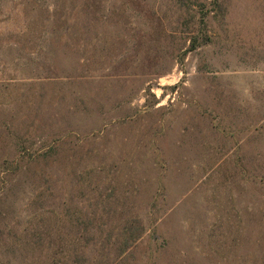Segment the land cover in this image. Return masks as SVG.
I'll return each instance as SVG.
<instances>
[{"label":"rangeland","instance_id":"obj_1","mask_svg":"<svg viewBox=\"0 0 264 264\" xmlns=\"http://www.w3.org/2000/svg\"><path fill=\"white\" fill-rule=\"evenodd\" d=\"M0 264H264V0H0Z\"/></svg>","mask_w":264,"mask_h":264},{"label":"trees","instance_id":"obj_2","mask_svg":"<svg viewBox=\"0 0 264 264\" xmlns=\"http://www.w3.org/2000/svg\"><path fill=\"white\" fill-rule=\"evenodd\" d=\"M195 44H192L191 48L189 50H193L195 49L194 47ZM125 232L129 235L127 238H123V241H122V249H126L127 248V245L133 241H135V237H133L135 230L134 229H128V230H125ZM131 233V234H130ZM124 234V233H123Z\"/></svg>","mask_w":264,"mask_h":264}]
</instances>
